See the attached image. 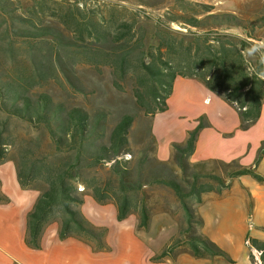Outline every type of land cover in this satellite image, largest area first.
<instances>
[{"label": "trees", "instance_id": "16d2710c", "mask_svg": "<svg viewBox=\"0 0 264 264\" xmlns=\"http://www.w3.org/2000/svg\"><path fill=\"white\" fill-rule=\"evenodd\" d=\"M71 4L66 0H0V165L13 162L21 188L39 193L27 216V245L41 249L45 230L57 224L60 240L74 238L94 251H109L108 230L83 215L86 197L100 205H115L119 221L136 216L138 228L147 231L153 210L165 202L156 191L165 189L179 200L185 213L187 251L196 257H227L204 234L190 235L195 226H203V220L189 201L194 198L201 205L203 195L223 193L243 176L264 184L259 172L264 141L249 167L220 160L193 164L190 157L199 133L208 126L204 119L189 132L185 143L173 145L171 161L162 162L156 157L151 123L150 147L134 158L129 137L133 115L113 122L104 111L71 105L37 88L63 67L61 52H73V60L95 68L107 66L117 80L135 79L137 104L152 119L167 111L174 81L183 77L198 80L232 105L239 114L240 129L248 130L258 122L264 104V48L255 43L257 36L238 16L213 13L210 6H203L202 19L181 15L170 22L203 30L243 29L247 38L217 32L212 40L207 33L191 32L177 40L167 31L148 30L141 23L148 19L146 15L129 14L121 4L96 9ZM207 164L220 166L224 176L204 174ZM171 166L181 171L182 182L155 176L147 179L149 168L171 171ZM205 179L216 186L202 182ZM9 202L0 192V204ZM181 241H172L159 258L172 255ZM249 241L264 264V242Z\"/></svg>", "mask_w": 264, "mask_h": 264}, {"label": "crops", "instance_id": "0c3cea01", "mask_svg": "<svg viewBox=\"0 0 264 264\" xmlns=\"http://www.w3.org/2000/svg\"><path fill=\"white\" fill-rule=\"evenodd\" d=\"M197 95H202V103L209 110H203L202 105L198 109ZM167 104V111L152 119V133L157 141L156 157L160 161H171L173 145L185 143L193 129L189 120L203 115L208 126L199 133L191 163L220 160L226 163L238 161L243 166L250 162L254 164L264 141V104L258 122L247 131L240 129L235 108L196 79L178 77ZM247 157L249 161L245 163ZM262 167L264 158L259 169ZM250 178L235 179L231 188L223 193L205 194L197 211L203 220L201 233L227 257H196L190 251H180L159 258L171 244V239L168 237L163 242V232L153 230L156 219L152 220L150 230L141 231L137 218L130 216L118 222L115 205H99L89 196L82 211L85 212L90 204L107 211L112 219L107 225L109 251H94L87 243L74 238L60 240L57 224L45 230L41 249H32L26 243L27 216L38 192L23 190L15 166L7 162L0 165V192L10 200L7 204H0V264H261V260L260 263L252 260L251 254L257 250L251 249L247 242L251 238L264 242V184ZM237 183L245 190L232 191ZM173 230L175 235L177 225Z\"/></svg>", "mask_w": 264, "mask_h": 264}, {"label": "rangeland", "instance_id": "374dc122", "mask_svg": "<svg viewBox=\"0 0 264 264\" xmlns=\"http://www.w3.org/2000/svg\"><path fill=\"white\" fill-rule=\"evenodd\" d=\"M69 3H78L81 8L96 9L97 7L105 4H121L128 8V13L133 14L138 12L146 15L148 19H143L141 23H146L148 30L161 29L167 31L174 39L180 40L182 35H189L192 33H207L208 37L212 40L217 38V32L237 35L240 38H247L246 32L243 29H223L211 28L208 29H196L186 25L183 22H170L171 19L176 16H194L199 19L203 18L205 14V7L210 6L213 8V13L219 14H234L242 19L245 24L250 27L249 32L257 36L255 43L264 48V0H66ZM20 2H26L27 0H20ZM70 5V4H68ZM161 24V25H160ZM225 29V28H224ZM62 68L53 73L50 79H47L43 86L37 88L38 91H45L59 100L68 102L71 105H79L85 107L91 111H104L110 116V120L116 122L125 114H130L135 117V123L130 133V146L134 158H140L142 153L150 147L148 142L149 128L152 123V118L148 117L144 110L137 104L134 90L139 88L135 79L128 77L126 81L117 80L113 75L110 68L107 66H101L100 68L91 67L76 61L71 58L73 52H61ZM67 54L66 56H64ZM70 56V58H68ZM22 65L26 67L23 62ZM63 70L66 72L64 74ZM215 94V93H214ZM203 95V94H202ZM202 95L196 96L195 100L199 103L198 109L202 105L203 110H209V107H205L202 103ZM217 95V94H215ZM218 96V95H217ZM204 98V97H203ZM209 102V98H207ZM208 102L206 104H208ZM230 105V104H229ZM232 106V105H231ZM233 107V106H232ZM234 109V108H233ZM237 112L236 109H234ZM238 114V112H237ZM205 117L203 115L193 118V129H196L199 124L204 122ZM258 127L256 128V130ZM191 130V131H192ZM250 130V129H248ZM255 130V129H254ZM247 131V130H242ZM127 159H131V155L125 156ZM249 161V157L245 159V163ZM7 163V162H6ZM14 166L15 164L11 162ZM253 162L245 164L251 166ZM5 164V163H4ZM243 165L242 163H240ZM251 164V165H250ZM244 165V166H245ZM248 166V167H249ZM171 171L163 167H151L146 170L147 179L150 177L159 178H172L182 182L181 171L174 166H171ZM16 170V168H15ZM202 172L204 174H220L224 176V171L220 166L216 164H207ZM261 175H264V167L259 169ZM250 180L254 181L251 177ZM1 182V180H0ZM205 184L216 186V183L210 180H203ZM245 190L240 183H237L232 191L238 192ZM150 191V189H148ZM37 192V191H35ZM4 194V193H3ZM39 196V193H38ZM156 196H161L159 199L165 200L154 209L152 212V220L156 219L153 230L162 233V240L167 241L168 237L171 242L177 238H181V244L174 250L175 252L187 251L188 246L186 243L187 237L184 236V230L188 228L186 222V216L181 208L179 200L168 190L161 189L156 191ZM91 197V196H89ZM204 197V195H203ZM93 198V197H91ZM96 202V201H95ZM112 204V203H110ZM189 204L193 207L195 213H198L200 205L191 198ZM100 205V204H99ZM109 205V204H107ZM116 208V207H115ZM117 210V209H116ZM84 217L92 222L97 227L106 228L107 225L112 223L109 213L100 208L96 209L91 207L90 204L83 211ZM132 218H137L132 216ZM118 222L119 221L117 219ZM250 224V223H249ZM252 225L253 222H251ZM177 225V232L173 226ZM141 231H146L139 229ZM150 230V229H149ZM148 231V230H147ZM201 233L200 227L195 226V233L190 235ZM250 246V244H248ZM172 254V255H173Z\"/></svg>", "mask_w": 264, "mask_h": 264}, {"label": "built area", "instance_id": "2783aa9c", "mask_svg": "<svg viewBox=\"0 0 264 264\" xmlns=\"http://www.w3.org/2000/svg\"><path fill=\"white\" fill-rule=\"evenodd\" d=\"M248 244H250V242L248 241L247 242ZM254 259L256 260V262L260 263V256H261V253L258 252V251H254Z\"/></svg>", "mask_w": 264, "mask_h": 264}, {"label": "clouds", "instance_id": "9594fccd", "mask_svg": "<svg viewBox=\"0 0 264 264\" xmlns=\"http://www.w3.org/2000/svg\"><path fill=\"white\" fill-rule=\"evenodd\" d=\"M262 75H264V74H262Z\"/></svg>", "mask_w": 264, "mask_h": 264}]
</instances>
